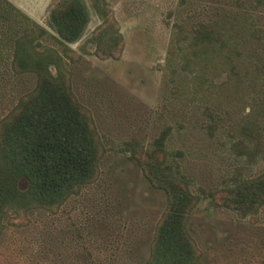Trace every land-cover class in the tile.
Here are the masks:
<instances>
[{
    "label": "rangeland",
    "instance_id": "obj_1",
    "mask_svg": "<svg viewBox=\"0 0 264 264\" xmlns=\"http://www.w3.org/2000/svg\"><path fill=\"white\" fill-rule=\"evenodd\" d=\"M6 1L17 11L0 3V126L37 84L12 61L31 33L60 56L49 70L87 117L98 167L54 205L7 204L0 264H146L166 195L142 165L165 132L196 197L186 229L197 264H264V201L242 211L223 200L264 173V0H84L88 24L66 45L48 24L60 0Z\"/></svg>",
    "mask_w": 264,
    "mask_h": 264
},
{
    "label": "trees",
    "instance_id": "obj_2",
    "mask_svg": "<svg viewBox=\"0 0 264 264\" xmlns=\"http://www.w3.org/2000/svg\"><path fill=\"white\" fill-rule=\"evenodd\" d=\"M1 2L6 3L3 14L17 11L6 0ZM88 21L84 0H60L48 17L62 45L77 41ZM34 40V35L26 33L14 41L13 63L20 67L18 72L35 73L37 84L1 122L0 213L13 201L54 205L91 181L98 167L96 140L87 117L61 76L49 70L50 64L57 66L60 56L53 50L37 51ZM166 137L167 132L155 141L142 165L147 179L166 195L146 264H197L186 229L196 197L172 169ZM20 178L28 183L25 190L17 187ZM223 200L229 207L250 211L264 201V173L226 188Z\"/></svg>",
    "mask_w": 264,
    "mask_h": 264
}]
</instances>
